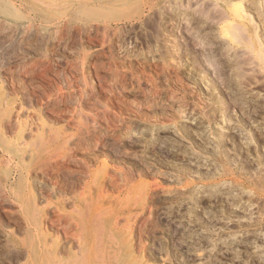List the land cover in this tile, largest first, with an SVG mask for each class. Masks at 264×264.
Listing matches in <instances>:
<instances>
[{"label": "rangeland", "instance_id": "374dc122", "mask_svg": "<svg viewBox=\"0 0 264 264\" xmlns=\"http://www.w3.org/2000/svg\"><path fill=\"white\" fill-rule=\"evenodd\" d=\"M0 264H264V0H0Z\"/></svg>", "mask_w": 264, "mask_h": 264}]
</instances>
